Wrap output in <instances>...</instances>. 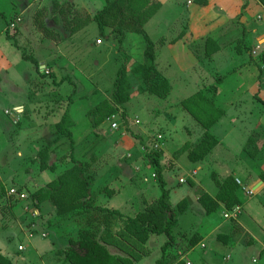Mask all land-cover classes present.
Returning <instances> with one entry per match:
<instances>
[{"label":"rangeland","instance_id":"rangeland-1","mask_svg":"<svg viewBox=\"0 0 264 264\" xmlns=\"http://www.w3.org/2000/svg\"><path fill=\"white\" fill-rule=\"evenodd\" d=\"M122 15L133 19L130 14ZM112 19L107 16V21ZM131 26L124 32H140L143 40L134 48L137 42L133 38L124 45L127 34L121 36L113 31L105 38L99 26L88 32V39H85L87 32L81 31L79 40L75 39L76 46L60 39L69 31H43L35 39L37 32L27 30L29 38L35 39L37 52L43 55L39 58L38 53L34 54L44 68L40 70L37 64L25 62L32 77L36 76L34 71L38 72L36 84H31L40 90L34 124L26 119L22 128L13 126L14 108L9 115L1 109L12 104L4 97L0 105V264H75L70 250H75L74 243L86 237L88 230L104 246L110 261L122 259L123 264H157L158 260L161 264H248V257L252 264L259 259L264 263V185L260 190L252 188L258 181L264 182V139L258 142L254 134L245 137L242 127L233 129L230 121H217L210 127L215 137H202L208 128L195 116L200 105L197 67L172 78L163 75L158 66L160 61L156 60L162 56L159 41L151 40L146 30ZM58 39L60 44L55 43ZM32 46V43L27 46L29 51ZM67 52L73 57L72 64L66 63ZM149 63L150 76L146 77L142 66ZM205 67L215 72L223 69L213 62L205 63ZM179 82L183 83L180 87ZM213 97L214 94L209 99ZM62 98L75 119V138L70 117L64 125L72 132L74 144L56 128L65 107ZM251 102L248 100L247 104L253 112L246 122L255 125L259 112ZM55 105L61 111H53ZM222 114L234 113L222 111ZM113 121L117 123L114 129L110 125ZM27 123L32 124L26 127ZM253 127L249 128L253 131ZM198 149L205 150L200 160L207 157L214 160L193 174L199 158L193 160L190 154ZM159 150L170 191L167 201L177 214L171 237L152 231L168 218L167 212L159 209L161 188L153 160L147 156ZM90 152L101 164L96 177L93 173L96 174L97 166H88ZM71 154L75 160L69 164L77 166L78 172L60 185L69 186L70 192L66 196L60 192L61 198L51 199L50 207L42 204L46 198L39 191L41 186L54 192L57 185L50 187V184L58 180L65 168V158ZM52 162L53 172L49 170ZM242 162L248 171L238 174L233 166ZM131 164L138 172L130 180ZM93 176L96 180L91 179ZM86 179L91 180L90 187L98 194L93 198L95 202L83 190L79 193L75 186ZM229 183L235 184L233 190ZM17 186H22L27 194L28 189L34 190L36 197L41 198L40 210L36 208V198L27 195L20 202L8 194L10 187ZM250 187L253 193L249 192ZM107 191H117L116 196ZM74 193L75 198L70 196ZM57 194L58 191L52 195ZM232 196L238 202L227 208ZM58 201L64 212L55 210L53 203ZM105 202L113 204L108 206L124 216H100L103 212L95 206H105ZM237 204L239 215L235 219L225 217ZM25 205V209L35 210L40 216L30 231L28 218L32 212L25 211ZM129 216H136V222ZM40 232L46 237L37 235ZM21 243L24 246L20 249Z\"/></svg>","mask_w":264,"mask_h":264},{"label":"crops","instance_id":"crops-1","mask_svg":"<svg viewBox=\"0 0 264 264\" xmlns=\"http://www.w3.org/2000/svg\"><path fill=\"white\" fill-rule=\"evenodd\" d=\"M145 2L155 8L142 25L136 24L133 19L131 21L126 19L122 15L126 14V7L120 4L103 12L101 20L104 31L109 33L115 27L124 31L131 29V25L138 30H146L150 39L158 40L159 45L157 44V46L162 48L159 51L162 56H160V60L156 57V60L160 61L158 66L163 75L172 78L176 77L175 74H184L197 67V92L203 93L208 98H212L214 94L213 104L215 107L224 112L232 111L234 113L230 116L223 115V113L218 121L223 123L230 121L232 128L236 130L238 126H241L245 137H251L254 134L258 138V142L262 138L264 139V104L258 100V97L264 99V0H146ZM105 5L106 0H0V105L4 102V97L12 104L11 107L1 108L0 106V108L7 115L11 114V108H14L11 118L13 126L22 128L25 126L26 119L34 124L33 119L37 117V106L40 102L38 96L40 90L31 86L32 83L36 84L38 72L34 71L36 76L32 77V71L26 69L25 62L30 60L23 56V51L34 56L37 63L34 62L33 65L37 64L42 70L44 65H39V58L43 55L37 52L35 44V39L40 37L39 34L49 30L69 31L68 35L66 34L64 38L60 37V39L65 40L63 43L71 41L72 45L76 46L75 39L79 40L78 34L81 31L87 32L85 39H88L90 37L88 32H94L95 28L97 30L98 24L93 17ZM172 14L175 16L169 18ZM107 16L113 18L112 22L107 21ZM125 24H129V26L125 27ZM29 29L37 32L38 36L35 39L29 38L27 34ZM139 33L126 31L125 34L128 36L124 45L133 38L137 42L133 48L138 46L139 41H143L140 39L142 36ZM60 39L55 43L60 44ZM31 43L33 50L29 51L27 46ZM35 52L39 54V58L34 55ZM69 54V52L66 54V63L72 64L73 57H69ZM212 62L223 69L215 72L205 67V63ZM202 66L204 69L201 68ZM168 70L169 72H167ZM53 74L54 76H51L56 80V75L54 72ZM260 81L263 82L259 85ZM182 84L179 82L178 86L180 87ZM55 99H52V103ZM248 100L252 101L253 108L259 112L257 122L255 125L253 124L254 127L253 122H246L247 117L253 112L247 104ZM61 101L65 106L61 113L62 118V114L69 111L70 106L64 102V98ZM59 106H62L61 102ZM59 106L55 105L53 111H61L57 109ZM68 117L71 119L70 127H72L75 138V119L71 112L70 114L68 112ZM7 121L6 119L3 122ZM57 121L56 119L53 124ZM32 123H27L26 127ZM250 126L253 127V131L249 128ZM255 130L257 131L255 132ZM225 135H228L227 132ZM91 153H89L91 161L88 166H97L96 174L93 173L96 177L101 164ZM213 160V157H207L197 161L196 173L198 174L203 167L213 163ZM69 161L70 157L66 156L64 166L68 165ZM245 165L248 166L247 163ZM233 168H236L238 174L248 171L243 162ZM49 170L55 171L53 162L50 163ZM128 172L131 180V175L138 170H135L131 164ZM94 176L93 180H96ZM262 184L264 185V182L258 181L257 184L252 185V188L258 190L263 187ZM102 191L105 192L106 189L102 188ZM107 192L116 196L117 191ZM95 193L94 195L98 196ZM54 197L51 195L41 203L50 207L52 206L50 200ZM53 204L56 206L57 202ZM59 204L62 205L61 202ZM108 205L113 204L109 203L105 206ZM25 206L24 210L30 212V209H25ZM36 208L39 209L37 206ZM34 211H31L32 215L28 218L29 231L34 228V224L40 217L38 213L33 214ZM37 235L46 237L45 233L41 232ZM257 240L259 239L257 238ZM20 245L24 246L22 243ZM250 261L251 257H248V264H252ZM256 264L264 263L259 259Z\"/></svg>","mask_w":264,"mask_h":264},{"label":"trees","instance_id":"trees-1","mask_svg":"<svg viewBox=\"0 0 264 264\" xmlns=\"http://www.w3.org/2000/svg\"><path fill=\"white\" fill-rule=\"evenodd\" d=\"M146 0H106V5L105 7L100 10L99 13L95 14V16L93 17V19L97 22L99 28H100V33L101 35H103L105 38H109V34L114 32H117L119 34H125V32L119 28V27H115L113 28L109 33H106L104 31V27H103V22L101 20V16L103 15V12L105 10L110 9L111 7L114 8V6L116 5H120L123 4L124 7H126V14H130L135 23L138 25H142L145 21V19L151 14L152 11H154L153 9L155 8L153 5H151L150 3L145 2ZM122 42L119 41V44ZM23 56L26 59H29L30 61H32L33 63L36 62V58L32 55H28L27 53H25L23 51ZM37 63V62H36ZM146 72V77L150 76V70H151V66L150 63L147 64L146 66H142ZM54 81H56L54 79ZM61 81H59L60 83ZM212 100V101H211ZM258 100L264 104V99L259 98ZM200 104L199 106L197 105V114H195V116L197 117V121L200 122L202 125H204L205 127H207L208 129L205 131V133L202 135V137L211 139L213 137H215V135L210 131V127L212 125H214L218 119L221 117L222 115V111L215 107L213 104V99H209L208 96H205L203 93L201 92H197V104ZM68 117V111H65L62 114V118L60 119L59 122L56 123V128L59 131V133L61 135H66L67 137L71 138L73 140V144H74V139L72 138V132L67 129L65 125V119ZM204 138V139H205ZM208 145V144H207ZM161 151H152L150 152V154H147V156L151 157L155 166V173L157 176V181L159 183V186L161 188V196L158 199V205H159V209L163 210L164 212H167V220L165 221V223L160 226V227H155L152 228V231L155 233H164L166 234L168 237L172 236V227H174L176 225V221H177V217H176V212L173 208V206L169 205L168 203V198H169V190L167 189V182L166 179L164 177V172H163V165L161 164ZM204 151L205 150H199L196 152H194L193 154H190L193 160H200V158L202 156H204ZM71 160H75V158L73 157V154H71L70 156V161ZM78 172V167L74 166V165H66L65 168L62 170L61 174L59 177H57L58 180H54V182H52L50 184V187H52V185H57L54 192L58 191V194L55 196V198H61V196L59 195L60 192H62L63 195H67L70 192V187L69 186H60L62 184V182H64L63 180H67V179H73L74 176L76 175L75 173ZM93 179V178H91ZM72 182V180H71ZM227 182V181H226ZM90 184H91V180L90 179H86L84 180V183L81 184H74L77 187L78 192L80 193L81 190H83L88 197H91V201L95 202L93 200V198L95 197L94 193H93V189L90 188ZM18 189L20 190H25L22 186H17ZM229 187L230 190H233V188H235V184L233 183H229ZM62 188H65L66 190H62ZM43 189V191H42ZM44 198H48L49 196H51L53 193L51 192V189L45 186H41V189L39 190ZM78 193V194H79ZM45 194V195H44ZM30 196V198L34 197L37 199V201L35 200L34 202L36 203L37 207H39V199L41 198H37L34 190L28 189V194ZM53 196V195H52ZM71 197L75 198L76 195L74 193L70 195ZM9 197V195L7 196ZM41 197V196H40ZM38 202V203H37ZM238 202L237 198L234 196H232L228 201H227V208H232L233 205L235 203ZM97 207V209L99 211H102L103 213H99L100 216L103 217H108V215L110 214H115L116 216L119 217H123V213L121 211H119L116 208H110L108 206H95ZM55 210L60 213L61 211L64 212L65 208L59 204V202H57V205L55 206ZM129 218L133 221L136 222V216H129ZM134 225L137 226L138 228V223H135ZM94 233L90 230H88V234L86 237H84L82 240H79L77 242H75L74 244L76 245L75 250L71 248V252L74 253V257H75V264H120V262L122 263V259H113L110 261L109 256L107 251L105 250L104 246L97 242L94 238ZM105 241H107V237L104 238ZM166 250V249H165ZM69 251V252H70ZM135 254V253H134ZM133 255V254H132ZM123 264V263H122ZM157 264H161V260H158Z\"/></svg>","mask_w":264,"mask_h":264},{"label":"built area","instance_id":"built-area-1","mask_svg":"<svg viewBox=\"0 0 264 264\" xmlns=\"http://www.w3.org/2000/svg\"><path fill=\"white\" fill-rule=\"evenodd\" d=\"M99 42H101V41L99 40ZM110 125H111L112 129H114V127H117V123L115 121H113ZM194 173H196V170L193 171V174ZM180 181L183 182L184 179L180 178ZM249 192L253 193L254 191L252 190V188H250ZM8 194L10 196H13L14 198H16L18 200H24L27 198V193L24 190L18 189L17 187H10L8 189ZM25 208H27V206H25ZM239 213H240V205L237 204L231 212L224 214V216L227 218H235V217H237V215H239ZM33 214L36 215L37 212L34 211ZM19 247H20V249L23 248L22 245H20ZM256 261L257 260L254 259V262H256Z\"/></svg>","mask_w":264,"mask_h":264}]
</instances>
